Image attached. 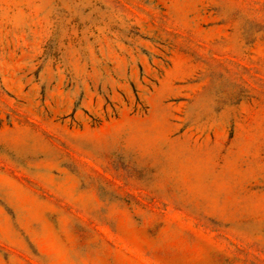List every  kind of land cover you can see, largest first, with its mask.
I'll use <instances>...</instances> for the list:
<instances>
[{"label":"rangeland","instance_id":"374dc122","mask_svg":"<svg viewBox=\"0 0 264 264\" xmlns=\"http://www.w3.org/2000/svg\"><path fill=\"white\" fill-rule=\"evenodd\" d=\"M0 264H264V0H0Z\"/></svg>","mask_w":264,"mask_h":264}]
</instances>
